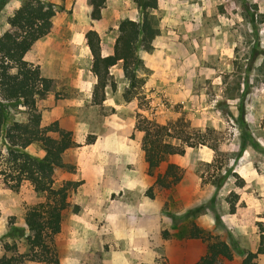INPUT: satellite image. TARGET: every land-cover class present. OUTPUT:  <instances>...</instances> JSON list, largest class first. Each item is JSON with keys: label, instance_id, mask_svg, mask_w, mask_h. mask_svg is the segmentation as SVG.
<instances>
[{"label": "rangeland", "instance_id": "1", "mask_svg": "<svg viewBox=\"0 0 264 264\" xmlns=\"http://www.w3.org/2000/svg\"><path fill=\"white\" fill-rule=\"evenodd\" d=\"M23 1L0 10V35ZM56 3L62 9L50 38L67 39L65 67L77 75L54 80L38 107L44 125L57 121L75 142L65 157L75 169L60 171L56 185L80 182L56 238L60 264H188L207 248L192 237L199 231L228 242L234 258L226 264H240V251L257 250L259 228L230 213V193L264 222V0H158L152 14L160 34L151 50L139 51L135 86L120 62L96 93L88 33L102 56L113 54L121 22L139 20V9L134 0H106L94 19L88 0ZM144 118L167 125L172 142L203 135L205 145L150 169L136 128ZM30 151L42 154L38 145ZM171 163L183 177L166 189L156 177ZM43 200L28 182L18 191L0 187V255L29 251L25 216Z\"/></svg>", "mask_w": 264, "mask_h": 264}, {"label": "trees", "instance_id": "2", "mask_svg": "<svg viewBox=\"0 0 264 264\" xmlns=\"http://www.w3.org/2000/svg\"><path fill=\"white\" fill-rule=\"evenodd\" d=\"M88 1L92 6V17L99 19L106 0ZM134 1L140 19L121 22L113 54L102 56L100 45L93 38L95 32L90 31L87 35L94 57L92 71L98 79L95 93L105 89L112 78L109 69L120 62L130 85L135 86L143 67L139 51L151 50L153 41L160 34L152 14L158 7V0ZM7 2L0 0V10ZM61 9L60 5L48 0H24L8 17L9 28L0 35V187L18 191L28 182L44 197L43 201L30 207L25 216L29 251L0 255V264H25L27 261L60 264L56 238L61 231L63 213L69 207V192L80 183L56 185L60 171L75 169L65 159L75 142L72 132L62 129L57 121L43 124L38 102L55 90V81L44 77L38 65L26 60V54L34 44L51 32L53 18ZM14 115H25V118L18 119ZM144 122H139L136 128L144 132L143 151L150 169H158L170 155L184 154L188 146L205 145L203 135H196L193 141L180 135L176 137L180 143L172 142L165 138L171 137L167 125L150 123L145 118ZM33 145L39 146L41 155L30 151ZM182 177L181 169L171 163L164 173L157 174L156 184L173 188ZM239 199V194L230 193L227 200L230 213L240 217L244 224L258 226L260 237L255 252L240 251V264H259V257L264 255V222L256 220L253 208L238 205ZM200 232L192 237L206 240L207 251L194 264H226L233 260L234 252L228 242L217 236H203Z\"/></svg>", "mask_w": 264, "mask_h": 264}, {"label": "crops", "instance_id": "3", "mask_svg": "<svg viewBox=\"0 0 264 264\" xmlns=\"http://www.w3.org/2000/svg\"><path fill=\"white\" fill-rule=\"evenodd\" d=\"M48 1L56 3V0H48ZM52 33L53 32H50L47 36L39 39L34 44L32 49L26 54V60H28L29 62L35 65H38L44 77L51 78L59 82V81H63V77L65 75L68 74L77 75V69L73 67L71 68L70 71L68 67H65L66 62L64 60L63 54L67 53L66 50L64 49L67 47L66 46L67 39L64 38L63 35H59L58 38L51 41L50 37ZM69 53H72V49ZM243 175L244 174L242 173V178L245 179L246 177ZM259 200L260 199L258 198V204H259ZM262 219L264 221V217H262ZM211 225L212 224H210V226ZM62 231H63V227H62ZM197 241L198 240H196L195 242ZM206 249L207 248H205L204 252L200 257H202L206 253L207 251ZM199 258H195L191 263L188 264H194Z\"/></svg>", "mask_w": 264, "mask_h": 264}]
</instances>
